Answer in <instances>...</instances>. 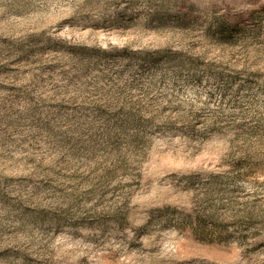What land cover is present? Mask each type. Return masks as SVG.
I'll use <instances>...</instances> for the list:
<instances>
[{
	"label": "rangeland",
	"instance_id": "rangeland-1",
	"mask_svg": "<svg viewBox=\"0 0 264 264\" xmlns=\"http://www.w3.org/2000/svg\"><path fill=\"white\" fill-rule=\"evenodd\" d=\"M0 264H264V0H0Z\"/></svg>",
	"mask_w": 264,
	"mask_h": 264
}]
</instances>
